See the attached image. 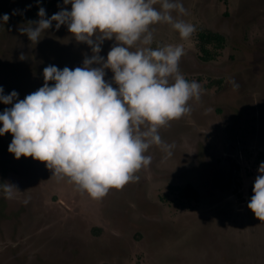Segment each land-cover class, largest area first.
I'll use <instances>...</instances> for the list:
<instances>
[{
    "label": "rangeland",
    "instance_id": "rangeland-1",
    "mask_svg": "<svg viewBox=\"0 0 264 264\" xmlns=\"http://www.w3.org/2000/svg\"><path fill=\"white\" fill-rule=\"evenodd\" d=\"M180 2L186 12L172 15L195 26L189 38L167 23L151 26L150 47L182 46L179 72L201 86L191 111L158 129L171 155L150 145L136 179L95 199L45 162L15 158L5 132L0 184L18 191L6 198L0 190V264H264V220L247 207L264 161V0ZM40 7L46 18L71 10L63 0H0V15L9 14L0 24V86L20 100L43 86L44 67L73 69L93 55L55 21L38 42L21 33ZM116 43L104 39L99 55ZM10 107L0 103V112Z\"/></svg>",
    "mask_w": 264,
    "mask_h": 264
},
{
    "label": "clouds",
    "instance_id": "clouds-1",
    "mask_svg": "<svg viewBox=\"0 0 264 264\" xmlns=\"http://www.w3.org/2000/svg\"><path fill=\"white\" fill-rule=\"evenodd\" d=\"M63 4H71V10L61 7L46 18L40 7L39 19L18 30L38 42L55 21L56 29L66 25L77 41L90 45L93 55L73 69L44 67L45 83L22 100L15 90L5 94L0 86V103L11 105L0 112V136L12 134L8 151L15 158L31 156L45 162L58 179L67 177L99 199L149 166L152 157L145 152L150 145H160L171 155L173 145L162 142L158 129L188 114V101L199 100L201 86L179 72L182 46L150 47L151 26L170 24L183 39L195 26L173 17V11L186 12L180 0H63ZM8 20L9 14L0 15V24ZM113 37L118 43L105 59L99 55L100 45ZM137 44L141 46L132 50ZM105 69L114 74L111 82L104 79ZM233 87L238 85L233 82ZM257 171L247 207L264 220V161ZM0 190L6 198L18 191L10 183L0 184Z\"/></svg>",
    "mask_w": 264,
    "mask_h": 264
},
{
    "label": "trees",
    "instance_id": "trees-1",
    "mask_svg": "<svg viewBox=\"0 0 264 264\" xmlns=\"http://www.w3.org/2000/svg\"><path fill=\"white\" fill-rule=\"evenodd\" d=\"M214 36H215V34L211 33L210 36L207 37V39L210 40ZM182 191L185 192L186 196H190V197H196L197 196L196 190L191 188V186H189V185H186L184 188H182Z\"/></svg>",
    "mask_w": 264,
    "mask_h": 264
},
{
    "label": "flooded vegetation",
    "instance_id": "flooded-vegetation-1",
    "mask_svg": "<svg viewBox=\"0 0 264 264\" xmlns=\"http://www.w3.org/2000/svg\"><path fill=\"white\" fill-rule=\"evenodd\" d=\"M128 223H131V220H129Z\"/></svg>",
    "mask_w": 264,
    "mask_h": 264
}]
</instances>
